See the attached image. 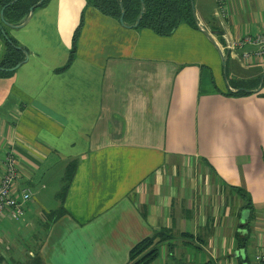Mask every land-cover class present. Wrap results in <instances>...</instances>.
Returning <instances> with one entry per match:
<instances>
[{
  "label": "crops",
  "instance_id": "0c3cea01",
  "mask_svg": "<svg viewBox=\"0 0 264 264\" xmlns=\"http://www.w3.org/2000/svg\"><path fill=\"white\" fill-rule=\"evenodd\" d=\"M193 1L215 42L185 22L170 36L122 25L87 0H50L9 28L27 59L0 75V181L11 152L16 192L34 198L18 220L1 219L0 264H130L154 237L153 264L175 259L178 238L198 246L188 264L264 253V87L228 94L230 82L264 74V61L241 58L258 47L229 51L264 34V0H224L222 12ZM72 161L66 212L50 222Z\"/></svg>",
  "mask_w": 264,
  "mask_h": 264
},
{
  "label": "trees",
  "instance_id": "16d2710c",
  "mask_svg": "<svg viewBox=\"0 0 264 264\" xmlns=\"http://www.w3.org/2000/svg\"><path fill=\"white\" fill-rule=\"evenodd\" d=\"M14 0H1L2 8L7 6ZM40 0H18L5 9V21L8 23L19 25L29 15L30 8L36 5ZM50 0L44 2L38 7L45 6ZM89 4L98 9L101 13L111 16L117 20L121 18L122 10L120 4L123 5L124 24L134 26L141 11V0H87ZM144 14L141 19L139 29H150L159 36H170L179 27L181 23H189L196 27L193 18L192 3L190 0H144ZM216 33L221 34L220 28L213 25L211 27ZM5 31L6 36H3ZM78 35V34H77ZM75 35L73 48L67 67L73 62L76 55V44L78 36ZM0 38L4 43V53L0 60V75L12 73V69L23 64L26 60V50L10 35L9 27L0 22ZM229 60L227 62V74H229ZM15 71V70H14ZM254 80L240 79L237 82H230L232 89L240 92L233 93L229 90V95H245L249 94L247 90L257 89L261 77ZM264 87V86H263ZM264 89V88H263ZM77 169V162L72 161L67 165L65 175L62 179V187L57 195L61 202V206L57 211L51 212L48 216L49 221L53 222L65 214L64 201L70 187L71 181ZM160 241H167V238L159 234ZM156 237L147 238L135 245L130 252V264H153L158 257V248Z\"/></svg>",
  "mask_w": 264,
  "mask_h": 264
},
{
  "label": "built area",
  "instance_id": "2783aa9c",
  "mask_svg": "<svg viewBox=\"0 0 264 264\" xmlns=\"http://www.w3.org/2000/svg\"><path fill=\"white\" fill-rule=\"evenodd\" d=\"M217 12L224 10V0H216ZM245 46H256V51L247 52L242 55L245 62L251 60L264 61V34L248 35L237 40L229 48L235 50ZM5 173L0 181V221L5 215H10L12 219L18 220L23 213L22 201H32L34 194L28 187L16 192L15 184L18 178L17 163L12 153L5 154ZM252 264H264V253H257Z\"/></svg>",
  "mask_w": 264,
  "mask_h": 264
},
{
  "label": "water",
  "instance_id": "95a60500",
  "mask_svg": "<svg viewBox=\"0 0 264 264\" xmlns=\"http://www.w3.org/2000/svg\"><path fill=\"white\" fill-rule=\"evenodd\" d=\"M18 0H14L13 2H11L10 4H8L7 6H4L3 8H1V11H0V21L1 23H3L5 26L11 28V29H19V28H22L24 27L28 21L31 19L33 13H34V10L39 6L41 5L44 0H40L36 5L32 6L30 8V11H29V15L28 17L26 18V20L22 23V24H19V25H14V24H11V23H8L7 21H5V16H4V12H5V9L7 7H9L10 5L16 3ZM191 3H192V12H193V18H194V21L196 23V27L198 28L199 31L203 32L211 42H215L214 41V37H213V34L208 32L206 29H204L200 24L199 22L197 21V16H196V9H195V4H194V1L193 0H190ZM120 7H121V10H122V15H121V18L119 19L120 23L122 25H125L124 24V13H123V5L120 4ZM144 7H145V4H144V0H141V11H140V14L137 18V21L135 23L134 26H132L133 28H138V26L140 25V22H141V19L143 17V14H144ZM3 33V36H6V33L5 31H2ZM218 48V47H217ZM219 49V48H218ZM219 52L220 49H219ZM221 58H222V62H223V68H224V73H225V76H227V62H228V59H229V53H226V54H223L221 53ZM26 59H27V55H26ZM21 66V64H19L18 66H16L15 68L12 69V71L14 70H17L19 67ZM264 86V74L263 76L261 77V80H260V84L258 86V88L256 90H247L248 93H259L262 88ZM237 92H240V89L239 90H235ZM246 215L247 213H243V216H242V222H245V219H246Z\"/></svg>",
  "mask_w": 264,
  "mask_h": 264
},
{
  "label": "rangeland",
  "instance_id": "374dc122",
  "mask_svg": "<svg viewBox=\"0 0 264 264\" xmlns=\"http://www.w3.org/2000/svg\"><path fill=\"white\" fill-rule=\"evenodd\" d=\"M9 32L11 33V29L9 30ZM261 67L264 69V66L261 65ZM231 68V64L229 66V70ZM231 74V71H230ZM247 73L243 72L242 75H246ZM246 77V76H245ZM231 78V77H229ZM187 241V243L185 242ZM174 242L175 245V249H177L179 246L182 247L184 250L180 251V250H175L174 249V255H175V259L173 258H169L168 263L165 264H188L187 262L190 261L191 257H193V253H198L199 249L197 244L189 238H178ZM179 247V249H181ZM188 253V254H186ZM183 258L182 262H179V259ZM177 260V261H176ZM157 264V263H156Z\"/></svg>",
  "mask_w": 264,
  "mask_h": 264
}]
</instances>
